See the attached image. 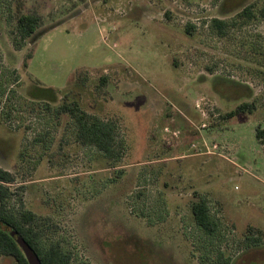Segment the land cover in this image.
<instances>
[{
	"label": "rangeland",
	"instance_id": "rangeland-1",
	"mask_svg": "<svg viewBox=\"0 0 264 264\" xmlns=\"http://www.w3.org/2000/svg\"><path fill=\"white\" fill-rule=\"evenodd\" d=\"M21 1L43 26L16 50V2L0 0V167L40 247L70 264H264V0ZM65 95L116 123L118 161L76 141Z\"/></svg>",
	"mask_w": 264,
	"mask_h": 264
},
{
	"label": "trees",
	"instance_id": "trees-1",
	"mask_svg": "<svg viewBox=\"0 0 264 264\" xmlns=\"http://www.w3.org/2000/svg\"><path fill=\"white\" fill-rule=\"evenodd\" d=\"M16 8L14 12L15 32L13 33V46L16 50L21 48L22 42L31 41L43 26V17L36 10L28 13L23 12L21 0H15ZM248 19L252 18L248 7L242 11ZM221 26H224L221 24ZM19 41L15 42V38ZM30 56V55H29ZM28 56V58H29ZM24 66H26L24 64ZM41 100L53 103L56 97L52 89H40ZM62 103L55 110L58 116L66 115L75 127V139L81 145L92 146L103 154L108 160L118 161L121 158L120 144L116 141L118 127L115 122L102 120L95 116L88 115L77 100L62 97ZM253 104L241 103L234 110L225 113L223 119H229L245 113H251ZM255 139L264 147V129H255ZM15 176L9 171L0 167V258L9 257L13 264H27L21 250L16 245L12 235L15 233L21 237L38 257L41 264H70L71 255L61 249L58 244L51 245L43 250L40 247L39 239L41 232L37 228V218L30 212L22 208L21 211H12L7 208L9 200L14 196L10 191L13 186ZM20 188L19 190H21ZM192 222L206 235L215 233V224L211 221L207 204L201 198H197L190 207ZM250 247H256L263 239V234L248 227L245 236ZM226 264V262H225Z\"/></svg>",
	"mask_w": 264,
	"mask_h": 264
},
{
	"label": "water",
	"instance_id": "water-1",
	"mask_svg": "<svg viewBox=\"0 0 264 264\" xmlns=\"http://www.w3.org/2000/svg\"><path fill=\"white\" fill-rule=\"evenodd\" d=\"M16 245L21 250L27 264H41L38 257L32 252L31 248L25 243V241L16 235L15 233L12 235Z\"/></svg>",
	"mask_w": 264,
	"mask_h": 264
}]
</instances>
